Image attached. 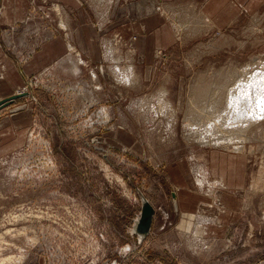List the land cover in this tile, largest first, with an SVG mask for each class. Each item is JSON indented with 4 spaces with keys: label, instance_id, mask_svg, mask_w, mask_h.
<instances>
[{
    "label": "rangeland",
    "instance_id": "obj_1",
    "mask_svg": "<svg viewBox=\"0 0 264 264\" xmlns=\"http://www.w3.org/2000/svg\"><path fill=\"white\" fill-rule=\"evenodd\" d=\"M29 1L12 40L9 26L0 37L18 67L0 73L16 78L0 101L24 93L0 110V264H264V118L228 123L221 146L200 134L264 63V0H216L211 21L204 0H164L174 35L145 57L136 36L104 28L98 59L74 44L40 69L20 57L25 41L45 23L66 40L70 21L57 0ZM116 65L132 66L131 85ZM144 199L156 213L141 239Z\"/></svg>",
    "mask_w": 264,
    "mask_h": 264
},
{
    "label": "crops",
    "instance_id": "obj_2",
    "mask_svg": "<svg viewBox=\"0 0 264 264\" xmlns=\"http://www.w3.org/2000/svg\"><path fill=\"white\" fill-rule=\"evenodd\" d=\"M28 2L30 1L7 0L5 2L4 9L2 8L0 10V37H2V29L9 26L10 30H8L7 33L10 31L12 32L10 41L12 40L14 33L20 26V20L28 10V8H26V6H28ZM57 2L59 10H64L65 15H67L66 17L69 16L70 22L67 26L68 31L66 40L61 33L59 35L58 33H53V30H50L49 25H45L47 23L43 22L45 24L41 27L42 29L40 31L31 33L36 35V37L34 38L32 35H29L32 36V41H25L26 46L24 50L28 52L25 53V56L23 53L20 54V57H22L24 61L31 58L37 69H40L43 66L46 67L49 63L51 64L61 58L62 59L60 61L64 60L66 58L65 53L69 51L70 45L72 46L74 44V47L79 49L81 53L85 54L90 60L98 59L100 57L98 42L103 37H101L100 34L104 28H110L111 31L120 32L126 41L131 40L134 36H136L138 39L134 41V43L138 45L139 54L144 55V57L145 52L143 51V47L147 45V43L162 42L165 37L172 41L174 35L164 16L157 11L164 9H157V4H160V6L162 5L163 7L165 6V4H163L164 0H57ZM215 2L216 0H204V2L202 1L199 3L201 12L204 16H206L208 21H211L214 18L211 14V6L208 7V5L215 4ZM168 3L166 2L167 5ZM243 6V3H241L239 8L240 15L243 14ZM249 7L254 8L252 0ZM100 10L106 11L104 13V23L101 19V23L97 20L94 24V21L96 20L94 13L96 14L97 12L98 18ZM222 10L225 12V9ZM222 10L221 8H217L215 10L214 15L217 21H219L222 16ZM30 16L31 21L34 22V17L36 15L32 12L30 13ZM215 25L217 24L215 23ZM25 27L31 28L34 26L28 22L25 23ZM3 35H5V33H3ZM149 36L154 39H148ZM6 38H8V36ZM1 41L0 73H3V75L6 74L7 76H16L14 75V72H18V67L9 60L8 55L12 58L13 56L8 53V50L10 49L7 50L8 47L12 48L13 44L10 42L7 46H4L5 48H3V46H1ZM69 55L70 54H68V56ZM113 59L112 62H114ZM13 80H16V78L7 77L0 79V83H5L6 85L8 82L10 83L9 86H12L13 83H15ZM0 89L1 95L2 93H6L2 92L1 87ZM5 91H10V89ZM4 95L5 94H3V96ZM199 179H197V182ZM216 181L224 185L223 182L218 180ZM204 182L205 181L198 183L203 185L205 184ZM172 197L175 198L176 193L172 192Z\"/></svg>",
    "mask_w": 264,
    "mask_h": 264
},
{
    "label": "bare ground",
    "instance_id": "obj_3",
    "mask_svg": "<svg viewBox=\"0 0 264 264\" xmlns=\"http://www.w3.org/2000/svg\"><path fill=\"white\" fill-rule=\"evenodd\" d=\"M56 7L58 8L59 5H56ZM123 62H125V60H123L122 58L118 59V64H121ZM126 62H129V60ZM116 68H118V70H120L122 72L119 65H116ZM241 73H242V71H241ZM122 74H124L126 78H124V80H119V82L126 84V85H131L132 76H133L132 66L131 65L128 66L125 73L122 72ZM240 75H241V77L237 79L235 84H233L234 86H232L229 89L230 92L228 93V99H227V102H226L224 109L221 112H219L220 114L217 117L213 118L214 121H212V120L208 121L201 128L202 132L200 134L202 136H204V138L207 137V139H208V137L210 135L209 136H206V135L213 134L212 138L210 137L209 140H206V141H210V139L211 140L215 139V140H213L215 142H214V144H208V145L219 146L217 144L220 143V146H221L222 143L227 142V138L222 137L223 132L226 133L227 130H222V129L224 127L228 126V123L231 124L232 126H233V124L241 125V126L242 125L244 126L245 124L246 125L249 124L247 126H250L251 123H253V122L255 123L259 119L261 120L262 118H264V63L262 66H260V68H258V66L257 67L252 66L250 64L249 66H247L244 69L243 74H240ZM204 112H205V110H204ZM170 113H172V112H170ZM190 120H188V121H190ZM190 123H192V122H190ZM195 124L193 123L194 126H195ZM255 124H257V123H255ZM190 125L193 126L192 124H190ZM247 126H246V128H247ZM237 127L240 128V129L236 128L237 132L243 130V129L241 130L242 127H240V126H237ZM226 128H230V127H226ZM234 128H232V129L234 130ZM228 130H230V129H228ZM221 132H222V134H221ZM229 133H231V132H229ZM219 134L221 136H219ZM232 134H233V131H232ZM228 135H230V134H228ZM220 139H222V141ZM240 140H241V138H240ZM202 181H205L204 178L199 179L198 182L201 183ZM114 264H116V263H114Z\"/></svg>",
    "mask_w": 264,
    "mask_h": 264
},
{
    "label": "water",
    "instance_id": "obj_4",
    "mask_svg": "<svg viewBox=\"0 0 264 264\" xmlns=\"http://www.w3.org/2000/svg\"><path fill=\"white\" fill-rule=\"evenodd\" d=\"M23 94L24 93H18L4 100H1L0 110L3 109L8 104L14 102L17 98H20ZM155 213H156V209L154 208V206L148 200L144 199L141 216L135 227V232L142 237L141 239L145 238L150 234Z\"/></svg>",
    "mask_w": 264,
    "mask_h": 264
}]
</instances>
